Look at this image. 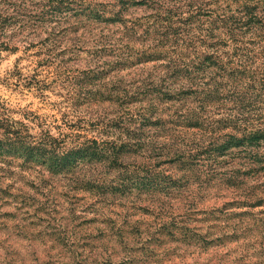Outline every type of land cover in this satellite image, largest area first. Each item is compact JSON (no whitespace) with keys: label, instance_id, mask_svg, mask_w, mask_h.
I'll return each instance as SVG.
<instances>
[{"label":"clouds","instance_id":"clouds-1","mask_svg":"<svg viewBox=\"0 0 264 264\" xmlns=\"http://www.w3.org/2000/svg\"><path fill=\"white\" fill-rule=\"evenodd\" d=\"M0 264H264V0H0Z\"/></svg>","mask_w":264,"mask_h":264},{"label":"trees","instance_id":"trees-1","mask_svg":"<svg viewBox=\"0 0 264 264\" xmlns=\"http://www.w3.org/2000/svg\"><path fill=\"white\" fill-rule=\"evenodd\" d=\"M132 99H134V97H131Z\"/></svg>","mask_w":264,"mask_h":264},{"label":"rangeland","instance_id":"rangeland-1","mask_svg":"<svg viewBox=\"0 0 264 264\" xmlns=\"http://www.w3.org/2000/svg\"><path fill=\"white\" fill-rule=\"evenodd\" d=\"M85 223H87V222H85Z\"/></svg>","mask_w":264,"mask_h":264}]
</instances>
